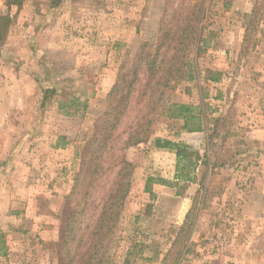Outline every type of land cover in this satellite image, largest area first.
I'll list each match as a JSON object with an SVG mask.
<instances>
[{"label":"rangeland","instance_id":"obj_1","mask_svg":"<svg viewBox=\"0 0 264 264\" xmlns=\"http://www.w3.org/2000/svg\"><path fill=\"white\" fill-rule=\"evenodd\" d=\"M19 1L8 7V0H0V16L11 19L7 26L0 21V128L9 129L4 140L10 147H25L0 179V264H237L232 259L242 253L246 236L241 181L255 177L261 162L259 153L244 150L243 135L228 134L234 114L229 111L221 124L208 105L212 129L205 148L187 149L197 163L184 169L195 178L193 185L180 180L166 191H147L148 179L174 175L172 158L147 152V141L125 143L137 133L149 132V141L178 132L180 105L191 104L195 114L202 97L223 98L234 83L243 84L235 95L251 93L257 72L233 66L235 56L224 53L229 40L220 37L230 18L248 13L242 52L250 58L264 41V0ZM214 50H223L229 63L222 70L209 67ZM190 65L197 67L194 78L170 82L174 87L155 104L157 94L144 85L158 87L164 80L161 72L148 80L146 69L185 73ZM1 95L10 98L8 104ZM118 112L116 129L100 123ZM108 130L109 146L99 151L102 143L93 137ZM67 139L74 146L67 165L42 166L32 156L38 147L55 157L44 148ZM16 153L7 151V158ZM123 154L132 164L130 179L121 175ZM6 161L0 157V167ZM17 174L20 179L12 177ZM187 192L192 207L182 221L179 196Z\"/></svg>","mask_w":264,"mask_h":264},{"label":"crops","instance_id":"obj_2","mask_svg":"<svg viewBox=\"0 0 264 264\" xmlns=\"http://www.w3.org/2000/svg\"><path fill=\"white\" fill-rule=\"evenodd\" d=\"M247 16L248 13L246 15L242 14L238 15L237 17L230 18L229 20L231 22L229 21L230 26L227 27V34L224 38H222L221 36L220 39L229 40L228 42L230 43V45L227 46L226 50H224V53H226L227 57L230 55L235 56L234 61L232 62L231 60L233 66L238 65L239 67H250V71L253 72V70H255L257 72V74L254 76L257 79L250 81L249 84V87L251 88V93L245 96L243 95L241 97L239 94L235 95L236 90L241 89L243 87V84L238 87V84L234 83L228 89L229 94L232 92L230 94V97H228V94L223 98H212L211 102L206 100V98L202 97L199 103H196V106L194 107V115H197L202 119V128L194 130H188L187 128H184L185 118L182 117L183 129H180L178 132H170L165 137H158L156 139H150L149 141H147L144 146L147 152L163 154L172 158V168L174 171V175L169 177V179L150 178L148 179V181L144 182L143 186L146 185L147 191L148 188L149 191H166V189H169L171 186H173V181L178 182L181 180L184 183H187L188 185L196 184L197 182L195 181L194 177H192L191 180H183L178 175V172H180V167L184 166L185 161L180 162V159L178 158L174 146H186L187 149H194L196 151L205 148V138L209 137V132L212 129V125L210 124V121L212 119L209 117L210 115L207 112L208 105H214L215 113L213 114V116H216L215 114H217L220 118L218 122H220L221 124H223L224 117H227L229 111L232 112L234 114V119L232 122L233 124L229 129L231 131H229L228 134L238 135L239 132V134L243 135L245 137L244 145H247L244 150L247 152L256 151L257 153H259V163L261 162L258 167V173H256L255 177H249L248 179L245 178L241 181L243 191H241V193L239 194V198L241 200L240 203L242 218L245 221L243 232L246 236L242 244V253H238L236 257L232 259V261L237 262V264H264V41L261 43V46L257 45L255 47L253 54L250 58L246 59L243 57L242 50L246 39H248L249 29V23L246 21ZM262 24L263 22L261 23V25ZM213 52L214 53L211 57L215 60H211V64H209V67H212L214 69L218 68L219 70H222L223 67H227L229 65V63L226 64V62L223 60V57L221 55L223 50H214ZM218 55L219 57L221 56V58H219ZM208 81L211 82L213 86H218L217 82H214L212 80ZM222 86L223 85H221V87ZM224 86L226 87L227 85ZM0 93H3L2 88H0ZM83 95L86 96V94ZM83 95L81 97H84ZM1 98H3L2 95ZM3 99H6V103L10 101V98L4 97ZM186 104L189 103L186 102ZM189 105L191 106V104ZM214 121L216 122L217 119H214ZM237 125L243 126L239 129L242 130L241 132L235 131ZM219 127L220 129H218V132L222 129V125H220ZM8 131L9 129L6 127L0 128V153H2L0 154V157L5 158V160H7L5 163H3V167H0V179L2 180L7 174V172L10 171V169L12 168L11 166V168L9 169L8 165L10 163L16 162V160L18 161V157H20L19 152L24 151L25 149L24 146H21V148L18 147V149H13L12 147H10L11 143L4 140V138L8 135ZM158 139H161L162 143L164 141H170V143L174 146H157L156 142ZM207 139L208 138H206V140ZM67 140L68 141L63 142L62 145H55L52 150H50L49 148H44L45 152H53L52 154L55 157H51L49 154H42V150H39L38 147L35 146V148L31 150V152H33L32 156L34 155V153H36L34 155V158H36V160H39L38 163L42 162V166H44V164H46L47 162L52 164L53 162H58L60 165H67L70 163L68 154L74 148L73 142H70L71 140L69 139ZM7 151L17 153L14 156L13 154H9V158H7ZM197 162L201 164V160H198ZM196 165L197 163L195 162V166ZM24 167L26 166L24 165ZM198 167L199 166H197V170ZM12 177L18 178L19 176L17 174L13 175ZM20 178L21 177H19V179ZM38 180H40V178ZM167 180H170L171 182ZM12 181H14L13 178ZM3 185L4 181H1L0 186ZM139 186L141 187V185ZM179 197L182 200L181 204H184V206H182L183 209H180V212H183V221L186 220V217L190 213L192 207V197L189 195L188 192L184 193L182 196L180 195ZM9 198L11 199V197ZM1 201L2 197L0 195V202ZM206 214L207 213L204 210L200 209L201 216H206Z\"/></svg>","mask_w":264,"mask_h":264},{"label":"trees","instance_id":"obj_3","mask_svg":"<svg viewBox=\"0 0 264 264\" xmlns=\"http://www.w3.org/2000/svg\"><path fill=\"white\" fill-rule=\"evenodd\" d=\"M21 1L19 0H13V2H11L10 0H8L7 4L8 7L12 6V5H18L20 4ZM10 17L8 15H3L0 16V21L2 25H6L10 23ZM197 39H195L194 41H196ZM198 41V40H197ZM161 47L158 48V53L160 52ZM189 65V63H187ZM197 67H193V65L189 66L187 69V72L183 73V71L179 68L176 67H163L162 71L160 70V67H148L146 69L147 73H148V80L149 79H153V77L156 75L157 72H161V78L164 80L163 83H161V86L158 87H151V82L148 81L146 83V85H144L145 90L147 89H151L152 94H157V100H155V104L157 103L158 100H160L162 98V95L164 94L165 89L167 88H173L174 86H170L169 83L172 81H176L182 77H184L185 75L187 77H189L190 79L194 78V72L196 71ZM212 81L218 80V78L216 77H211ZM133 85L129 86L128 92H127V98L131 95L132 91H133ZM116 89V88H114ZM129 99V98H128ZM77 101V99H73V102H71L72 104L75 103ZM179 111L180 113L178 115H176V117H183L184 119V128H187L188 130H194V129H198V128H202L203 126V122L202 119L197 116L194 115L190 106L189 105H180L179 106ZM67 114H70L69 112H67ZM120 112L113 114L111 119L105 120L103 121V119H100V123H104L108 121V126L110 128V130H114L116 129V127L118 126L119 122L121 121L120 117ZM198 120L201 122V124L197 125V126H193L190 124L191 120ZM112 132L110 133V131L108 130L107 133H105L104 135H101L100 133H96V135H94V140L95 141H99L102 143V145L98 148L99 151L103 150V146L104 147H108L110 140L112 138ZM149 132H144L143 135H141L140 133H137L136 135H130V137L128 138V140L125 143V146H132V145H136L142 142H146L148 141L149 138ZM157 146L160 147H173L174 145H172L170 143V141H164L163 143L161 142V139H158L156 142ZM178 158L180 159V162L185 161L186 163L184 164V166L180 167V172H179V176L181 178H185L187 180H191L192 177L190 175V172H185L184 169L186 167H188L189 165H191L194 161L191 159V157L188 155L187 152V148L186 146H181V145H175L174 146ZM111 149V147H110ZM118 162L121 165V175H123L124 178H129L132 174V164L126 159L125 155L123 154L122 156H120L118 158ZM129 187H130V183L128 185V187L121 193V195L119 196V200L121 201L120 207L123 206L125 197L127 196L128 192H129ZM149 190V188H148ZM111 196V195H110ZM113 197L117 198L118 194H116V196L114 195ZM112 198V196L110 197ZM105 209L109 211V207L106 205ZM106 210L104 212V215H107ZM117 219V213L115 215V220Z\"/></svg>","mask_w":264,"mask_h":264}]
</instances>
